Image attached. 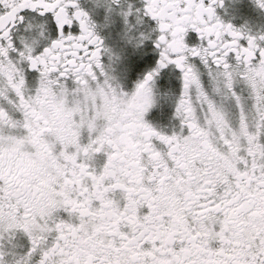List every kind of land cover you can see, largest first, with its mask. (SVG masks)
<instances>
[{"label":"snow or ice","instance_id":"obj_1","mask_svg":"<svg viewBox=\"0 0 264 264\" xmlns=\"http://www.w3.org/2000/svg\"><path fill=\"white\" fill-rule=\"evenodd\" d=\"M0 264H264V0H0Z\"/></svg>","mask_w":264,"mask_h":264}]
</instances>
